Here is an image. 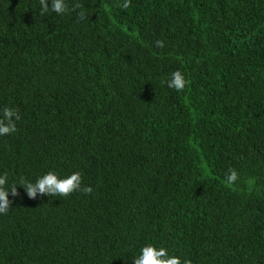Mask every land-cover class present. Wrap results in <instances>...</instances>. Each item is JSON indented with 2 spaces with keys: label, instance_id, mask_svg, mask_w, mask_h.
<instances>
[{
  "label": "trees",
  "instance_id": "obj_1",
  "mask_svg": "<svg viewBox=\"0 0 264 264\" xmlns=\"http://www.w3.org/2000/svg\"><path fill=\"white\" fill-rule=\"evenodd\" d=\"M65 2L0 0V264H264V0ZM48 171L91 191L29 198Z\"/></svg>",
  "mask_w": 264,
  "mask_h": 264
},
{
  "label": "clouds",
  "instance_id": "obj_2",
  "mask_svg": "<svg viewBox=\"0 0 264 264\" xmlns=\"http://www.w3.org/2000/svg\"><path fill=\"white\" fill-rule=\"evenodd\" d=\"M130 0H125L123 7L129 6ZM41 12L40 14L47 15L49 12H55L57 15H64L68 13L69 8L65 0H40ZM85 12H80V18H86ZM157 47H163V41L156 42ZM187 81L180 72L172 73L171 77L166 81V85L170 89L180 92L184 89ZM20 119L19 111L12 107L4 108L0 114V136L8 135L16 131V121ZM229 183H234L237 180V173L230 170L226 177ZM8 183L7 176L0 175V214H5L10 208V201L8 199L9 193L16 196V185L5 187ZM26 191L29 198L35 199L37 194L45 196H68L73 192L83 191L88 193L91 188L88 186L81 187L82 175L79 171L73 172L65 177H60L53 171H48L42 176L38 177L35 182L21 181L19 183ZM133 264H190V261L184 260L177 255H170L167 248L163 246H155L153 244H146L138 249L136 256L132 260Z\"/></svg>",
  "mask_w": 264,
  "mask_h": 264
}]
</instances>
